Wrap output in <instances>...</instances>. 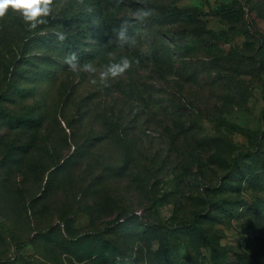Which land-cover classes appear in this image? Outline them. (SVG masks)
<instances>
[{"label":"rangeland","instance_id":"obj_1","mask_svg":"<svg viewBox=\"0 0 264 264\" xmlns=\"http://www.w3.org/2000/svg\"><path fill=\"white\" fill-rule=\"evenodd\" d=\"M139 7L0 18V264H264V0Z\"/></svg>","mask_w":264,"mask_h":264},{"label":"clouds","instance_id":"obj_2","mask_svg":"<svg viewBox=\"0 0 264 264\" xmlns=\"http://www.w3.org/2000/svg\"><path fill=\"white\" fill-rule=\"evenodd\" d=\"M150 2L151 0H137V3L141 7L132 12L130 18L139 23H143L151 17L154 14V9L149 7ZM54 4L55 0H0V18H3L9 10H12L19 13L29 30H35L39 25L47 24L49 18H54ZM129 27L128 22L124 21L117 32V40L121 48H124L126 45L128 47H134L137 43L135 37L128 34ZM56 36L60 42L67 39V34L60 31L56 33ZM109 55L111 56V53ZM64 63L73 72H78L79 69L85 73L95 74L97 71L91 63L81 64L75 53L66 56ZM131 66L132 60L126 56L119 61L110 62L106 66V70L99 73L100 83L106 86L110 79H116L122 76ZM92 83L96 84L97 81L93 79Z\"/></svg>","mask_w":264,"mask_h":264},{"label":"trees","instance_id":"obj_3","mask_svg":"<svg viewBox=\"0 0 264 264\" xmlns=\"http://www.w3.org/2000/svg\"><path fill=\"white\" fill-rule=\"evenodd\" d=\"M262 119H264V109H263V112H262ZM236 162H235V158L232 160L231 162V165H230V170H234L236 169ZM194 221H195V218L194 219H190V220H187V221H184L183 223L180 224V226L184 227V228H191L193 227L194 225Z\"/></svg>","mask_w":264,"mask_h":264}]
</instances>
